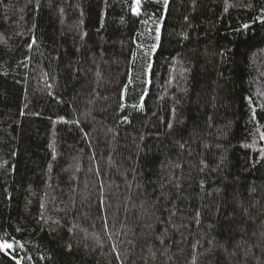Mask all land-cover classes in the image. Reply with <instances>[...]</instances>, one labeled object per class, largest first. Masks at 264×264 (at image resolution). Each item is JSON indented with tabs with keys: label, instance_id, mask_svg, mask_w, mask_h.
<instances>
[{
	"label": "trees",
	"instance_id": "16d2710c",
	"mask_svg": "<svg viewBox=\"0 0 264 264\" xmlns=\"http://www.w3.org/2000/svg\"><path fill=\"white\" fill-rule=\"evenodd\" d=\"M132 6L0 0V239L21 264H264V0Z\"/></svg>",
	"mask_w": 264,
	"mask_h": 264
},
{
	"label": "snow or ice",
	"instance_id": "6c2138e0",
	"mask_svg": "<svg viewBox=\"0 0 264 264\" xmlns=\"http://www.w3.org/2000/svg\"><path fill=\"white\" fill-rule=\"evenodd\" d=\"M157 3L160 2V0H156ZM168 2L169 0H163V7L165 10L168 8ZM141 6H142V0H133V6H132V12L135 15H140L141 14ZM225 11H227V8H225ZM258 20H260L262 23H264V17H257ZM243 28L247 29L249 27L248 24H244L242 26ZM156 39L159 40V28H157V36ZM35 41H33L34 43ZM151 67V65H149ZM125 92L127 91V88L125 87ZM123 108V104L121 105ZM142 107V105H141ZM256 112L255 109H253V119H255ZM125 121H127V117L124 118ZM169 128L172 127L171 124L168 125ZM261 139H264V133L261 134ZM261 158H264V150H261ZM174 215V213H173ZM197 216H199V213H197ZM199 222V221H197ZM18 242L11 241L8 239H0V253H4L6 256H11L13 260H15V264H21L22 258L17 259L16 256L14 255L16 251V246ZM22 247V245H21ZM71 246L69 245V248Z\"/></svg>",
	"mask_w": 264,
	"mask_h": 264
}]
</instances>
